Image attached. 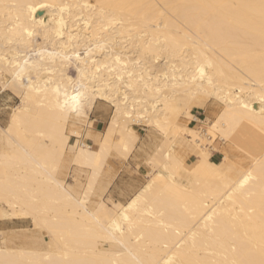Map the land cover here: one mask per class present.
<instances>
[{
  "label": "bare ground",
  "instance_id": "1",
  "mask_svg": "<svg viewBox=\"0 0 264 264\" xmlns=\"http://www.w3.org/2000/svg\"><path fill=\"white\" fill-rule=\"evenodd\" d=\"M5 90L20 102L0 126V219L19 208L37 235L0 229V264H264V0H0ZM98 100L114 109L95 131ZM136 124L163 135L148 179L106 201L98 175Z\"/></svg>",
  "mask_w": 264,
  "mask_h": 264
},
{
  "label": "rangeland",
  "instance_id": "2",
  "mask_svg": "<svg viewBox=\"0 0 264 264\" xmlns=\"http://www.w3.org/2000/svg\"><path fill=\"white\" fill-rule=\"evenodd\" d=\"M73 77H74V73H70V75H68V79H70V81H73V79H74ZM19 102H20L19 96L15 95L10 90H5L4 93L0 95V126L1 127L5 128V127L8 126V124L10 122L11 113L13 112V109H14L15 105H17ZM97 103L100 106H103L104 108H106L107 112H108V118H106L105 122L103 124H101V126L99 127V129L102 130L108 125L109 119H110V117L112 115V112H113L114 108H113V106L110 103L109 104H108V102L105 103V101H103V100H98ZM211 103L212 102H209L210 106H214L215 105V104L213 105ZM216 106H215L216 108L215 107L212 108V109H214V111H216V110H218L220 108V106H218V105H216ZM193 112L197 116H199V117H201L203 119H206L207 115L209 114V111L206 108L201 109V108H198V107H194L193 108ZM90 119H95L92 116V111L90 112ZM183 120H185V119L183 118ZM88 121H89L88 118L85 119V120L81 119L79 121H74L75 123L72 121L76 125L75 127L78 126L77 128L82 133V135H81L82 137L80 138V140H82V138H86V133H87V129H88V125H87ZM78 123H79V125H77ZM96 123H97V120H96ZM96 123H95V126H96ZM80 124L82 126H84V127H82ZM189 125L198 127L201 124L199 122H192V123H189ZM135 126L138 129V131H140L139 140L141 139V143H140V146H139V150L144 153V161H145V164L147 165V168H148L147 172L144 174V176H145L144 177L145 178L144 179V184H145L147 179H148V176H149L148 172L152 168L151 163L149 161V157L154 152V150L156 149L157 145L162 143L161 140H163V135H162L161 132H158L159 130L155 129L152 126H146V125H143V124H136ZM72 128H73L72 126L68 127V129H72ZM95 131H97V130H95ZM87 139L89 140V144H94V139L93 138H87ZM71 141H75L73 135H71ZM224 144H228V143L227 142H223V141H221L219 139H217L215 141V145L217 147H219L220 149L221 148L222 149L223 148H228L227 145H224ZM2 146H3V142L0 140V148ZM135 147H134V149H135ZM174 148L176 149L177 154H179L178 156L180 158L185 159L186 162L196 161L197 158L192 152H190V151L187 152L184 149H181L178 145H175ZM235 155H237V153ZM221 158H222V154L220 152L213 151V153H212V159L213 160L215 159L216 161H219ZM112 159L124 160V159H127V158L122 157V155L119 154L118 152H116V150H114V149L111 150L110 153L108 154L107 158H106L105 163L103 164V166H102V168L100 170V174L98 175V178H97V181H96V186H100V184L103 183V181H106V180L110 179V176H111L110 173L112 175L116 174V170L115 169H112V171L110 169L111 168V160ZM81 170H83V168L79 170V168L77 169V168H75L74 165H71L68 169L65 170L66 176L64 175V176H62V178L67 180L68 182H75L74 177H76V179H78L79 181H81V183H83V185L81 186L83 188V186L85 185V183L88 180V173L89 172L87 173L86 169H85L86 171L83 170V172ZM105 175H108L109 177L108 176L105 177ZM144 184L141 187H143ZM78 187H79V185H78ZM81 187H80V189L82 190ZM140 188H139V190H140ZM139 190H137V191H139ZM94 191L96 193L94 192V194H92L90 196V199H92V201L90 202V205H95V201L94 200H98V198L100 197L98 195L100 193V190L95 189ZM108 197L109 196L105 195V192H104L102 194L101 198L104 199V200L106 199V201H107ZM3 202L8 208H10V206H8V204L5 201H3ZM123 203H125V202H123ZM15 209H16L17 214L14 215L11 218H19V219H21V221H17L16 223L23 224L22 227H24V228H22V229H11V230H4L3 231L4 235L16 236L12 240L13 243L12 242L10 243L11 245H14V246L15 245H19L20 242H21V244H23L25 242H29L32 236L37 235V230L33 228V223L31 221V219L30 218H25L18 211L19 208H15ZM26 227H27V229H26ZM30 229H32V231ZM17 234H18V236H17ZM42 235H43V237L45 239L49 240V237L47 236V234L43 233ZM28 237H30V238H28Z\"/></svg>",
  "mask_w": 264,
  "mask_h": 264
},
{
  "label": "crops",
  "instance_id": "3",
  "mask_svg": "<svg viewBox=\"0 0 264 264\" xmlns=\"http://www.w3.org/2000/svg\"><path fill=\"white\" fill-rule=\"evenodd\" d=\"M3 93L4 91L0 92V95ZM92 116L97 120L94 130H99L101 124H103L106 118H108L107 109L96 102L92 110ZM140 143L141 139L138 141L135 149L127 159L111 160L110 169L111 171L112 169H115L116 174L112 175L110 173V184H108L105 195L111 196L116 201L126 202L144 184V174L147 172L148 168L144 161V153L139 150ZM107 176L108 175H105V177ZM17 221H21V219L1 218L0 229L11 230L23 228V224L16 223Z\"/></svg>",
  "mask_w": 264,
  "mask_h": 264
},
{
  "label": "built area",
  "instance_id": "4",
  "mask_svg": "<svg viewBox=\"0 0 264 264\" xmlns=\"http://www.w3.org/2000/svg\"><path fill=\"white\" fill-rule=\"evenodd\" d=\"M192 122H198L197 120H195L194 118L193 119H191L190 120V122L189 123H192ZM74 137V139H76L77 137L76 136H73ZM81 138V137H80ZM81 141V144H83V143H85V144H87V143H89V140L88 139H86V138H82V140H80Z\"/></svg>",
  "mask_w": 264,
  "mask_h": 264
}]
</instances>
